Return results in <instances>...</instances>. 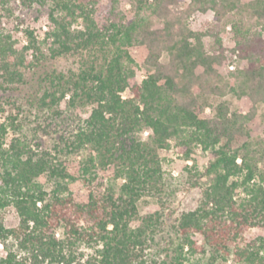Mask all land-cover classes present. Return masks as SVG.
Segmentation results:
<instances>
[{"label": "trees", "instance_id": "trees-1", "mask_svg": "<svg viewBox=\"0 0 264 264\" xmlns=\"http://www.w3.org/2000/svg\"><path fill=\"white\" fill-rule=\"evenodd\" d=\"M0 3V90L26 84L25 70L41 71L35 112L45 116L37 126L47 135L57 133L54 153H38L18 137L7 143L13 122L0 121V209L11 205L19 215L11 229L0 219L6 248L0 264H24L27 258L28 264H141L162 216L155 212L132 222L141 197L162 199L158 150L170 140L185 158L196 147L207 152L205 171L197 174L211 179L197 207L173 224L177 255L169 264H264V235L244 238L249 228H264V136L252 135L249 125L264 104V0H129L130 20L120 0ZM35 5L48 8L45 36L38 41L23 28L26 43L18 46L8 24L16 9ZM208 11L212 18L194 30L191 16ZM227 25L235 36L230 49L222 42ZM133 46L147 50L140 82ZM83 53L91 58L77 73L49 70L50 61ZM232 56L240 64L224 74L221 68ZM67 95L71 116L59 109ZM228 95L248 97L250 109L232 108ZM185 168L197 172L195 164ZM43 174L51 190L41 182ZM75 185L85 188L86 201H76ZM58 229L63 239H57ZM11 236L28 251L26 258L9 247ZM82 244L96 254L81 261L76 252ZM185 249L208 254L191 260Z\"/></svg>", "mask_w": 264, "mask_h": 264}, {"label": "rangeland", "instance_id": "rangeland-1", "mask_svg": "<svg viewBox=\"0 0 264 264\" xmlns=\"http://www.w3.org/2000/svg\"><path fill=\"white\" fill-rule=\"evenodd\" d=\"M105 1V0H99ZM22 7V6H21ZM19 7L15 11V15L11 17L8 24L11 29V34L18 41L17 45L21 46L26 43V38L21 29L29 27L33 30L34 35L38 41H42L45 36L48 24V8L40 7L38 5L33 6L30 9ZM119 9L122 14L125 15L127 20H130L134 16V12L131 9L129 0H120ZM1 12V3H0ZM213 16L211 11L208 12H196L190 18V25L194 30L201 29ZM259 29H261L259 27ZM264 34V30H263ZM222 42L226 48H233L235 46V36L232 31L231 25H227L226 30L222 34ZM147 50L144 46H133L130 48V54L134 59L132 66L136 72V80L141 81L146 76V70L142 63L146 56ZM91 57L87 53L68 55L66 57L59 58L49 62V70L56 69L57 72L65 73L66 75L77 73L83 64L88 62ZM239 61L235 56L230 57L222 66L221 71L227 74L228 71L235 69L239 65ZM233 66V68H230ZM43 74L37 72L33 74V71L25 70L26 84L14 83L12 90L6 92L0 90V121L7 120L9 123L13 122V129L10 127L6 142L9 143L13 137H18L27 144H29L35 151L40 153L41 151H49L54 153V144L57 133H50L47 135L41 128L37 126L44 119L42 112H35L38 107L36 104L35 95H41L42 90L39 87V77ZM8 87V86H7ZM129 92H123L122 96L126 97ZM231 103L232 108H238L243 112H247L251 107V101L248 97L243 96L241 98L228 95L225 97ZM91 106L81 108V117H87L89 115ZM59 109L63 112L62 115L71 116L73 108L69 104V96L67 95L60 103ZM212 110L209 106L205 108L203 116H211ZM77 120V119H76ZM68 121L65 120L64 123ZM69 126H74L75 123L68 121ZM43 124V123H42ZM252 135L264 136V104L258 105V112L254 121L250 124ZM53 132V131H51ZM149 131H145L139 136L142 139H146ZM243 138H240L242 140ZM88 152V149L83 150L84 155ZM158 156L164 171L165 176V192L162 199H158L153 196H143L138 201V215L132 222V226L137 225L142 217L158 212L161 214V218L157 221L156 227L153 228L152 238L148 236V241L144 250V259L141 264H169L172 259L177 255V241L175 228L173 224H176V219L181 213L193 210L197 207L202 196V192L205 186L209 183L211 177L208 175H198L202 173L208 164L209 154L196 147L191 153V156L185 158L180 147L174 140L169 141V145L165 148L158 150ZM240 161V159H238ZM196 165L197 172L188 171L185 168L186 165ZM42 183L45 184L48 190L52 189L51 182L48 181L45 174L40 177ZM122 180L116 179V186L120 184ZM73 196L78 202L87 200V191L80 185L73 187ZM0 219L4 222L7 228H15L19 223V215L14 206H6L0 209ZM259 235H264V228L254 226L249 228L244 238L246 241L254 239ZM57 239H63V230L58 229L56 231ZM197 240L198 244H202L200 235L193 237ZM9 247L12 248L18 255V257H27L28 251L21 248L17 241L11 236L9 238ZM0 255L6 254V248L0 243ZM185 251H187L185 253ZM184 253L189 256L191 260L206 259L207 254L203 255L200 252L189 254L188 250H184ZM95 248L88 247L82 244L77 252V257L84 261L87 258L95 255ZM29 259L25 260L24 264L29 263ZM230 263V261H229ZM215 264H225L223 261H218Z\"/></svg>", "mask_w": 264, "mask_h": 264}, {"label": "built area", "instance_id": "built-area-1", "mask_svg": "<svg viewBox=\"0 0 264 264\" xmlns=\"http://www.w3.org/2000/svg\"><path fill=\"white\" fill-rule=\"evenodd\" d=\"M230 68H233V66H230ZM0 246H1V244H0Z\"/></svg>", "mask_w": 264, "mask_h": 264}]
</instances>
